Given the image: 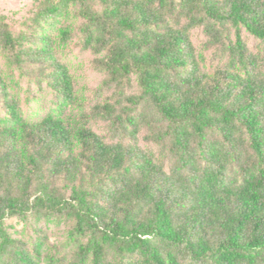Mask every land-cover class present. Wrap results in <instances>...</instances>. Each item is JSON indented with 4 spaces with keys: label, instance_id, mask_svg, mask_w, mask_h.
<instances>
[{
    "label": "trees",
    "instance_id": "obj_1",
    "mask_svg": "<svg viewBox=\"0 0 264 264\" xmlns=\"http://www.w3.org/2000/svg\"><path fill=\"white\" fill-rule=\"evenodd\" d=\"M21 13L0 14V264H264V0ZM17 75L53 98L36 121Z\"/></svg>",
    "mask_w": 264,
    "mask_h": 264
},
{
    "label": "rangeland",
    "instance_id": "obj_2",
    "mask_svg": "<svg viewBox=\"0 0 264 264\" xmlns=\"http://www.w3.org/2000/svg\"><path fill=\"white\" fill-rule=\"evenodd\" d=\"M30 1L31 0H0V14L4 13L15 17L28 6ZM248 44L252 47L254 42L248 39ZM67 60L76 75L79 85L81 87L85 86L88 89V93L92 94L93 92L90 89L99 86L101 77L89 67L86 57L73 53ZM16 78L19 85L15 89V94L20 101L19 103L24 117L30 121H36L42 118L53 108V98L51 94L47 90L41 91L37 86L31 85L26 78H20L18 75ZM5 115L6 112L2 107V103H0V118H4ZM95 129L102 135L106 132L102 125H97ZM9 223L16 225L18 229L21 228V225H18L15 220H10Z\"/></svg>",
    "mask_w": 264,
    "mask_h": 264
}]
</instances>
